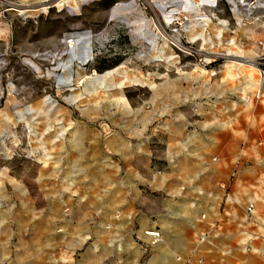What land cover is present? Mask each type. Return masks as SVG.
<instances>
[{
    "label": "rangeland",
    "instance_id": "374dc122",
    "mask_svg": "<svg viewBox=\"0 0 264 264\" xmlns=\"http://www.w3.org/2000/svg\"><path fill=\"white\" fill-rule=\"evenodd\" d=\"M67 35H83L71 53ZM263 51L264 0H0V214L34 190L26 182L16 190L11 176L66 167L60 154L76 151L81 187L85 173L96 176L106 201L93 213L99 242L78 237L63 263L147 264L158 228L133 220L125 229L113 218L125 211L108 202L125 198L126 178L131 191L164 196L148 184L167 170L173 141L196 142L207 130L224 144L210 143L202 165L231 156L220 187L243 167L264 171V78L253 62ZM251 116L262 120L246 129ZM148 228L158 231L153 243Z\"/></svg>",
    "mask_w": 264,
    "mask_h": 264
},
{
    "label": "crops",
    "instance_id": "0c3cea01",
    "mask_svg": "<svg viewBox=\"0 0 264 264\" xmlns=\"http://www.w3.org/2000/svg\"><path fill=\"white\" fill-rule=\"evenodd\" d=\"M261 120L251 116L244 121L246 129ZM252 130V135H258ZM222 132L232 139L245 136ZM211 134L207 130L196 142L173 141L165 156L167 170L148 184L149 190H162L164 196L149 197L131 191L130 178H126L125 198L108 202L109 211H125L119 218L113 216L125 220V229L133 220L138 229L158 228L159 240L150 246L147 264H264V171L243 167L224 182L225 188L220 187L228 174L223 160L231 156L219 152L217 162L202 165L210 143L224 144L223 138ZM71 153L59 156L58 162H66V167L59 164L52 169L42 168L27 174L24 180L18 175L10 177L16 190L25 182L33 184L34 190L32 195L28 192V196L17 199L21 208L5 216L0 214V264H64L65 250L74 249L78 237L90 235L99 242L93 213L98 214L105 206L106 199L99 196L105 184L101 178L97 185L96 176L85 173L81 187L80 157L76 151ZM247 154L256 156L250 150ZM74 187L76 193L68 190ZM249 200L254 206L250 214L245 208ZM19 212L24 213V225L19 222L23 219ZM12 220L14 224L4 231ZM23 233L29 240L23 238Z\"/></svg>",
    "mask_w": 264,
    "mask_h": 264
},
{
    "label": "built area",
    "instance_id": "2783aa9c",
    "mask_svg": "<svg viewBox=\"0 0 264 264\" xmlns=\"http://www.w3.org/2000/svg\"><path fill=\"white\" fill-rule=\"evenodd\" d=\"M176 14L177 13H174L172 10H171V12L170 13H166V14H164V18H166V17H168V16H176ZM175 22H174V20L173 21H170V22H168V24H167V28H170V31H172V32H175L176 31V26L175 25H173ZM169 25V26H168ZM66 42H68V40L69 39H71V35H67L66 37ZM254 62V64L255 65H257V67H258V76L262 79V78H264V51H263V53L259 56V57H257V59L256 60H254L253 61ZM213 159V158H212ZM245 208H246V211L248 212V213H251V212H253V208H254V206H253V202L252 201H248L247 203H246V206H245ZM145 234H147L148 235V238H149V242L150 243H153V242H155L157 239H158V231H157V229L156 228H148V229H145L144 231H143Z\"/></svg>",
    "mask_w": 264,
    "mask_h": 264
},
{
    "label": "bare ground",
    "instance_id": "6f19581e",
    "mask_svg": "<svg viewBox=\"0 0 264 264\" xmlns=\"http://www.w3.org/2000/svg\"><path fill=\"white\" fill-rule=\"evenodd\" d=\"M61 1H63V0H58V3H60ZM83 36V35H82ZM82 36H77V39H79V41H81V37ZM85 36V35H84ZM75 37V36H74ZM77 39H71V40H68L69 41V43H68V46H70L71 47V50H70V53H71V51H74L73 49H74V46H75V44H77L76 43V40ZM81 50H82V54H83V56H85L84 57V60L90 55V53H91V49H90V46H89V37L88 36H86V38H84L83 39V41H82V46H81ZM69 52V51H68ZM74 59V57H73V55H72V57L67 61L69 64H70V62L72 61ZM68 64V66H70ZM113 73V71L112 70H108V71H105V72H103V73H100V74H97L96 75V79H98V80H102L106 75H110V74H112ZM71 75V74H70ZM70 75H68L67 77L69 78V76ZM112 76V75H111ZM71 77V76H70Z\"/></svg>",
    "mask_w": 264,
    "mask_h": 264
}]
</instances>
